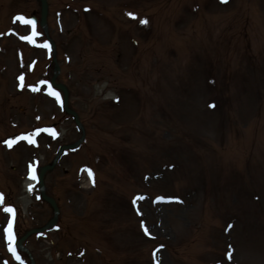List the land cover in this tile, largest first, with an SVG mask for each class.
<instances>
[{"label": "rangeland", "instance_id": "1", "mask_svg": "<svg viewBox=\"0 0 264 264\" xmlns=\"http://www.w3.org/2000/svg\"><path fill=\"white\" fill-rule=\"evenodd\" d=\"M10 11L41 23L43 5L0 0V264H18L6 208L19 239L54 216L28 164L82 136L47 85L48 36L86 140L46 173L57 229L22 241L23 264H264V0H47L48 36Z\"/></svg>", "mask_w": 264, "mask_h": 264}, {"label": "snow or ice", "instance_id": "2", "mask_svg": "<svg viewBox=\"0 0 264 264\" xmlns=\"http://www.w3.org/2000/svg\"><path fill=\"white\" fill-rule=\"evenodd\" d=\"M225 2H226V0H225ZM129 15H131V14H129ZM16 19H17V20H22L23 18L18 16V17H16ZM25 23L32 24V23H34V22L28 20V21H25ZM142 23H147V21H142ZM25 39H27V38H25ZM34 90H35V89H34ZM50 94H51V95H54L57 99H59V94H58V93H50ZM8 143H9V147H11L12 142H8ZM88 171H89V175L91 176V175H92L91 171H90V170H88ZM32 178L35 179V176L33 175ZM5 211L11 212L12 209H8V208H6ZM10 239H11V238H10ZM12 251H13V254L15 255V250L13 249ZM16 258L19 259L18 256H17ZM230 258H231V253H229V259H230Z\"/></svg>", "mask_w": 264, "mask_h": 264}, {"label": "bare ground", "instance_id": "3", "mask_svg": "<svg viewBox=\"0 0 264 264\" xmlns=\"http://www.w3.org/2000/svg\"><path fill=\"white\" fill-rule=\"evenodd\" d=\"M36 183L34 179H28L25 182V190L28 191L31 187H33V184Z\"/></svg>", "mask_w": 264, "mask_h": 264}, {"label": "water", "instance_id": "4", "mask_svg": "<svg viewBox=\"0 0 264 264\" xmlns=\"http://www.w3.org/2000/svg\"><path fill=\"white\" fill-rule=\"evenodd\" d=\"M73 113L76 115L75 112H73ZM45 197H46L48 200H50V201L54 204V206H55V208H56L55 202H54L51 198L47 197L46 195H45Z\"/></svg>", "mask_w": 264, "mask_h": 264}]
</instances>
